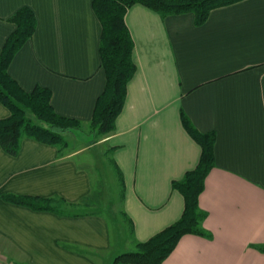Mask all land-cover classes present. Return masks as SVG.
I'll return each mask as SVG.
<instances>
[{
  "label": "crops",
  "instance_id": "obj_1",
  "mask_svg": "<svg viewBox=\"0 0 264 264\" xmlns=\"http://www.w3.org/2000/svg\"><path fill=\"white\" fill-rule=\"evenodd\" d=\"M22 6L35 11L37 28L10 74L27 91L50 88L57 113L89 124L106 84L93 0H0V53ZM125 19L137 70L115 130L85 144L70 132L75 141L63 149L27 136L17 155L0 145V260L113 264L176 222L185 200L172 183L202 153L183 111L201 132H216L199 202L212 237L184 235L163 264H264L256 247L264 245V0L218 7L202 24L191 12L164 17L142 4ZM9 115L0 101V119ZM6 193L67 205L34 210ZM93 203L100 209L76 210Z\"/></svg>",
  "mask_w": 264,
  "mask_h": 264
},
{
  "label": "trees",
  "instance_id": "obj_2",
  "mask_svg": "<svg viewBox=\"0 0 264 264\" xmlns=\"http://www.w3.org/2000/svg\"><path fill=\"white\" fill-rule=\"evenodd\" d=\"M240 1L243 0H93L94 10L102 24L100 56L106 74L104 90L96 100L90 121L99 136L115 130L116 119L126 101L128 83L137 70L133 57L134 40L125 19L131 6L142 4L164 17L191 12L195 22L202 24L212 10ZM10 20L16 24V29L7 37L0 53V101L9 109L10 115L0 119V145L7 153L17 155L22 138L27 136L63 149L67 146L65 134L72 132L81 122L55 111L50 88L37 85L27 91L10 74L9 67L16 53L36 31L37 16L31 7L22 6ZM182 122L202 148L197 166L172 183L173 188L184 196V211L176 222L148 240L138 242L134 250L117 255L113 264H163L184 235L212 237L203 226L207 212L201 209L199 202L206 178L216 164V132H201L183 111ZM119 175L123 184L121 171ZM2 197L8 202L42 211L61 212L60 207L67 205L61 197L13 193ZM256 247L264 252V245Z\"/></svg>",
  "mask_w": 264,
  "mask_h": 264
},
{
  "label": "rangeland",
  "instance_id": "obj_3",
  "mask_svg": "<svg viewBox=\"0 0 264 264\" xmlns=\"http://www.w3.org/2000/svg\"><path fill=\"white\" fill-rule=\"evenodd\" d=\"M72 133H79L80 134V136H82L83 137V135H85L84 136V138H86L87 137V139H85V140H82L83 142H82V144H85V143H89L91 140H94V139H97V138H99L100 136H99V134L92 128V126H91V123H89V124H80V125H78L77 127H74L73 128V130H72ZM72 133H70V132H68V133H66L65 134V138L67 139V140H69V144H71V143H73V141H75V140H73L72 142H71V136H72ZM83 133V134H82ZM75 143V142H74ZM76 144V143H75ZM73 145V144H72ZM81 145V144H80ZM99 150H102V147H96V148H92L91 149V152L92 153H94L93 155H94V160L95 161H99V159H100V156L96 153L95 154V152H97V151H99ZM92 169H94V170H96V168L93 166L92 167ZM113 175V174H112ZM106 179H107V176H106ZM109 181V180H108ZM100 209V206L98 205V204H91V205H86V206H81V207H79V208H77L76 210H80V211H85V210H99ZM112 224L113 225H115L116 223H115V220L112 218ZM9 259H7L6 258V260H0V261H2V262H4L5 264H8V261ZM20 261H22L21 259H19ZM11 264V263H10ZM12 264H17L16 262L15 263H12Z\"/></svg>",
  "mask_w": 264,
  "mask_h": 264
}]
</instances>
